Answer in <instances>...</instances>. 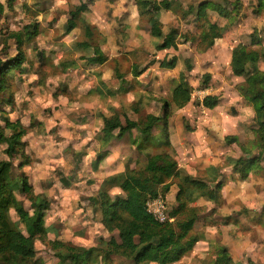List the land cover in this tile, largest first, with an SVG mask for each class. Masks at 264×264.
<instances>
[{
	"label": "rangeland",
	"instance_id": "rangeland-1",
	"mask_svg": "<svg viewBox=\"0 0 264 264\" xmlns=\"http://www.w3.org/2000/svg\"><path fill=\"white\" fill-rule=\"evenodd\" d=\"M84 1L88 5V8L94 3V1H97L100 8L95 9L94 11L90 8L91 10L89 9L88 12H84L80 16V22L77 23L79 30L76 28L68 35H65V19L67 18L68 11L73 10V8L79 6V4ZM84 1L15 0L10 2V0H3V3H0V61L4 62L15 55L14 41L10 38V35L14 32H18L29 23L39 22V34L31 40L29 45L25 44L23 46L26 56V62L23 67L25 68V73H27V79L24 82L26 85L28 84L29 86H27L32 90L35 87L32 85L35 75L36 73H39L41 80H45L46 83L45 86H41V88H43L42 91H40L41 89H38V91L35 92L29 91L22 96V102H26V104L24 106H21L22 103L20 104L17 115L14 117L22 116L24 115V111L27 112L30 110L34 119L40 122V119H36V117L37 115H41L45 118L43 112L44 107L53 108L52 104H54V102L49 99L50 94H52L53 90L54 92H59L57 88L64 89L67 82L66 78L63 80V69L58 68L59 64H56L55 62L59 63L58 60H70L71 56L69 53H67V51H59L57 54L56 51L52 53L49 51H42L43 58L41 59L36 55L39 48H78L76 45L85 40L84 27L93 30V37L90 40V44L93 47L99 46L98 41L100 40V36L96 32V28L90 26V23L86 22V17L84 18L83 16L92 15L93 20L106 18V20H103L104 22H102L105 29L113 31L115 28H119L118 19L120 17H128L130 8L134 5V0ZM168 1H170L169 10L161 11L160 14L154 15L153 20H157L163 24L162 28L164 34H168L167 32L170 30L176 32L177 36L175 42L177 47L175 49L171 48L167 51H158L156 48L161 44L162 40L157 38H154L156 41L155 43H151V45L148 42L144 43L145 45L148 44L149 46H152V48H155L154 55H151V51H140L141 53L138 54L137 58L142 63H155L154 68L149 70V73H146V77H144V80H149L150 83H142L139 90H137L139 93H137L136 89L133 87V94L136 97L130 98L128 94L117 92L118 94L116 95L118 96V100L113 102L114 105L110 108L111 112L113 113V111H116L115 114L121 117L126 114L123 111H126L129 114H126L128 118L138 120V122H145L148 112L156 111L157 114L159 109L161 111V105L164 102H170L169 111L177 112L170 119L171 125L174 129L178 130L180 124L188 130H191L192 127H207L211 124H217L218 122L216 121L220 118L221 120H219L218 127L223 130H230L229 134H239L242 142L244 144L248 143L252 148V156H257L259 152V144L262 142V139L259 136L260 133L258 134L256 130V128L258 129L257 123L253 120L255 113L252 105L246 101L240 93V87L244 83V77H236L232 74L230 62L233 48L243 46L247 50L257 53L259 57L257 62L248 65L249 72H264V11L258 14L256 13L258 0H207V2H209L206 13L207 20L212 24H216L220 30L223 31L222 40H216V44L214 42L213 46H211L207 52H198L195 49L206 48V45L198 38L195 18L193 11L191 10V8H195L197 4L203 0ZM216 6L226 8L225 17L217 15L215 10ZM96 14L99 15L95 16ZM146 19L147 18L144 17L141 19L142 25H145ZM116 25L117 27H115ZM113 34H115V32ZM147 34V29H141L139 35L140 41L145 42L147 40ZM119 36V34H116V41L118 40V42H115L116 45L114 42L109 43L108 37L102 36V48H113V46L122 48L123 45H121V41L119 40L121 37ZM140 48L142 47L140 46ZM174 58L175 64L173 68H167L163 65V62H170ZM123 70H125L124 72H127L128 67L125 66L124 69L121 67L120 72ZM15 73L16 72H13L12 74L15 75L14 77H17ZM71 74L72 73L70 72L68 80ZM205 75H209L207 83H205V77H203ZM180 77L183 78L184 82L188 83L192 88V92L189 103L183 108L177 109L178 104L172 100L171 94L173 89L179 84ZM54 81H56L55 85L53 83ZM206 88L210 89V95L219 98V104L215 111H210L200 106L201 101L196 93ZM121 104H124V106L120 109L119 106ZM78 113L82 115L80 112ZM73 114L74 113L71 114V112H69L66 118L60 119V114L55 112L52 118L55 120L60 119V121L64 120V123H70L72 122L71 117ZM78 119L81 123V121L86 118L79 116ZM121 121L124 123L123 117L121 118ZM91 123L92 122L87 124L89 125L88 128L91 127L89 133H92L94 138L95 135L92 130H95V128L93 125H90ZM0 125H3V123L0 122ZM41 125H43V128L39 129L40 124L38 123V130L36 132L31 131L30 128H26L23 142L26 145L24 154L31 160L29 165H33L36 169L34 175L43 176L50 170L53 171L56 163L54 161L55 158L40 146L44 144L46 140H50L49 136L59 143L61 139H66L69 133H65L62 136L53 135L59 131L61 128L60 126H63V123L60 125L59 122H57V126L56 124L52 125L51 130L48 132L44 128L45 123L43 122ZM161 129L162 126L153 129L152 134L154 137H152L153 139L150 141L151 145L146 146L145 150L139 155L135 168L144 167L147 155L152 156L156 153H162L167 149V146L165 145L157 146V140L162 141L164 139L162 135L159 134ZM233 135H231V137ZM220 136L221 135L219 134V137ZM121 137L119 140L122 139ZM255 146L256 148H253ZM4 150L5 148L2 149L3 152ZM253 152H255V154ZM20 161L21 160L19 159V162L12 167L11 175L13 177L20 173L26 176L24 171H17L21 170L18 168ZM95 163L96 159L91 162L92 166ZM63 165H65L64 162L60 165L62 169ZM55 172L60 175L59 183L61 188L70 186L72 183L78 185L81 180H83L85 184L96 187L95 195L88 197L89 204L92 206L91 200L98 198L99 190L102 186V172L98 173L97 171L95 175H88L86 177V173L83 171L74 178L73 181L68 180V182H64V184L61 181L62 178L65 179V176L62 173L59 174L58 169ZM26 178L27 180L30 179L28 177ZM43 182L44 181L42 180V183ZM48 183L49 186H51V182ZM175 183H178L177 177L171 180V184ZM159 190L161 189L159 188ZM111 191L115 192L114 198L108 192L112 201L117 198H125L124 194L118 187L111 188ZM76 195V192L69 191L65 193V198L72 199ZM80 198L84 199V197ZM164 199L166 204L173 208V205H171L169 201H166V198ZM95 208L97 207L93 208L92 206L91 208L94 224L102 226L100 223V215L98 214L99 212L97 209L95 210ZM8 221L12 224H17L19 227L18 229L23 233L24 229L23 231L21 230L22 223H20V221ZM111 236L112 235L107 238L104 236L93 237L91 243H89L86 237H78L77 239L79 240V247L90 248L98 246L101 238L107 240ZM113 236L117 237V234L114 233ZM3 261L4 260L0 258V264H3ZM112 264L133 263L130 260H125L124 258L117 256L112 258ZM249 264L254 263L253 261H250Z\"/></svg>",
	"mask_w": 264,
	"mask_h": 264
},
{
	"label": "trees",
	"instance_id": "trees-1",
	"mask_svg": "<svg viewBox=\"0 0 264 264\" xmlns=\"http://www.w3.org/2000/svg\"><path fill=\"white\" fill-rule=\"evenodd\" d=\"M15 0H10L13 2ZM84 1V0H79ZM134 5L138 11L140 18H147L145 25L149 24V36L161 39L162 42L157 46L156 50H168L176 48V32L170 30L168 34H164L161 22L154 19V15L161 11H168L170 1L168 0H134ZM209 2L203 0L197 4L195 8H191L197 26L198 38L206 45V48H195L198 52L207 51L213 46L214 42L221 39L223 31L216 24H212L207 20V8ZM89 8L86 3L81 2L79 6L68 11V19L65 23L64 34L68 35L78 27L80 16L84 12H88ZM215 10L218 16H226V8L216 6ZM264 11V0H258L256 13ZM199 30V31H198ZM93 30L84 27L85 40L79 42L78 48H94L93 56L86 59L88 64H103L107 58L100 51L99 46L93 47L90 40L93 37ZM39 34V23H29L18 32L10 35L14 41L15 55L6 61H0V119L3 125H0V144H7L4 152L10 159L8 161H0V197L7 193V198H0V208L5 207L12 199L9 185L18 187L21 193L31 189L28 184L27 175L18 174L13 177L12 160L16 156L21 160L18 168L22 169L29 165L31 160L25 156V143L23 142L26 127L22 125L20 120H11L10 113L15 107L14 85L15 78L25 73L23 67L26 62V56L23 46L29 45L31 40ZM39 58H43V52H37ZM258 54L251 52L243 46L233 48L231 54L230 69L234 76L244 77V83L240 87V93L246 101H248L254 110L253 120L256 121L262 142L259 144V152L257 156H252V148L250 145L238 143L241 151L248 155L247 159L240 157L236 160L234 170L240 172L241 177L247 176L250 170L257 171L260 169V162L264 156V72H249L248 65L258 60ZM175 58L170 62H163L167 68H173ZM64 72V66H62ZM16 72V76L12 73ZM142 72L134 70L133 76L137 77ZM205 77V83L209 80V75ZM192 88L187 82L180 77V82L173 89L171 97L177 102V109L183 108L190 101ZM219 104L216 96L209 95L203 98L201 106L207 110H214ZM170 102H164L161 107V115L147 114L145 122L132 120L125 114L119 117L113 114L110 117H102V148L109 145L111 135L114 131L118 134L129 133L135 131L137 139L133 142L138 152H143L146 146L151 145L153 139V129L162 126L159 134L164 138L162 141L157 140L158 145H170L169 134V118L171 115ZM123 117L124 123L121 121ZM258 136V135H257ZM227 142L237 141L236 138L226 137ZM253 148H256L253 147ZM82 156V154H78ZM146 163L143 168L125 169L123 173L112 175L102 181L98 198L92 199V205L97 207L100 215V223L104 230L113 233L114 228L119 229L117 237L113 234L109 239L101 238L98 246L90 248H80L79 252L74 255L69 253L61 258V264H112L113 257H124L131 250L133 264H173L180 261L186 256L198 242V237L192 234V228L197 216V209L189 207L185 199V186L183 184L202 190L203 186L197 180L185 178L182 185L178 186L176 193V206L169 208V215L174 219L173 222L159 224L156 223L145 209L147 199L162 196L165 198L171 187V180L178 177L177 163L173 157L166 152L156 153L155 155H147ZM15 181V182H13ZM109 189L118 187L124 194L125 198H117L112 201L108 191ZM159 188L161 190H159ZM47 207V203L37 207V215L25 223L23 216L26 215L22 210L17 211L21 214L20 223L24 224V231L28 236L25 238L23 233L18 229L17 224H12L0 215V258L3 264H13L16 260H24L34 255L32 247L33 238L37 232L43 233L41 227L42 221L40 217L43 215V208ZM213 264H234L227 249L218 248L215 253Z\"/></svg>",
	"mask_w": 264,
	"mask_h": 264
},
{
	"label": "crops",
	"instance_id": "crops-1",
	"mask_svg": "<svg viewBox=\"0 0 264 264\" xmlns=\"http://www.w3.org/2000/svg\"><path fill=\"white\" fill-rule=\"evenodd\" d=\"M90 8L94 11L100 7L97 1H94ZM97 15L99 14L95 16ZM128 15V17L118 19L119 28H115L113 31L105 29L102 22L106 18L93 20L92 15L83 16L86 17V22L90 23V26L96 28V32L100 36L99 49L107 58L103 64L87 63L86 59L93 56L94 48H39L37 52L49 51L52 53L56 51L58 54L59 51H67L71 56L70 60L55 62L59 64L58 68L65 67L63 80L66 78L67 82L64 89L57 88L59 92L53 90L50 94L49 99L54 102L53 108L44 107L45 118L41 115L36 117V119H40V122L34 119L30 110L24 111L22 116H14L17 115L20 104L22 103L21 106L26 104V102H22V96L29 91L35 92L38 89L42 91L41 86H45L46 81L41 80L40 74L36 73L32 83L35 87L30 90L29 85L27 84V86L24 82L27 79V73H24L18 81L15 78L13 82L15 107L9 115L11 120H20L24 127L30 128L34 132L38 130V123L40 124L39 129H42L41 123L44 122V128L48 132L52 125L56 124L57 126V122L60 125L64 123V120L60 121V119L66 118L69 112L71 114L80 112L82 114L80 117L86 118L81 123L87 126V132L91 131V127L88 128L87 123L92 122L90 125L95 128L92 130L95 137L89 140L85 147L91 146L95 141L99 151L95 152L96 157L88 161L83 159L86 153L80 152L82 156H78L80 153L70 152L71 141L61 148L60 144L49 136L51 139L46 140L40 146L55 158L56 166L53 171L58 169L59 174H63L64 170L69 172L65 179L62 178L63 184L68 180L73 181L83 171L86 173V177L95 175L97 171L98 173L102 172V182L105 178L123 173L127 168L134 169L138 157L142 153L138 152L133 145L137 139V133L134 130L123 134H118L116 131L110 136L109 145L105 148L101 146L102 117H110L115 114L116 111L112 113L110 108L114 105L113 102L118 100L116 94L123 92L130 98L136 97L133 94L134 88L137 91L142 83H150L149 80H147L148 82L144 80V77L155 65L152 62L142 63L137 59L138 54L142 51H151V55L155 54V48L144 44L148 42L151 45L156 41L149 36V33L145 42L139 39L141 29H147L148 32L150 25L141 24L142 18H140L135 5L130 8ZM67 19L68 15L65 21ZM114 32L115 34H113ZM116 34L120 35L119 40L123 47L112 45L113 48H102V36L108 37L109 43L114 42L115 44L118 42ZM125 66L128 67V71L120 72L121 67L124 69ZM135 69L142 72L137 77L133 76ZM70 72L72 74L68 80ZM53 83L55 85L56 81ZM137 93L139 92L137 91ZM123 106L124 104H121L119 108L121 109ZM55 112L60 114V119L52 118ZM123 112L128 114L126 111ZM160 112L162 113L159 109L157 114L156 111L147 114L160 115ZM171 113L169 118L170 145L163 152L171 155L177 163L178 183L171 185L165 196L166 201H169L173 207L176 206L175 197L178 186L183 184L185 178L197 180L203 186L202 190H198L183 184L188 206L197 209L191 233L198 237V242L186 256L173 264H213L215 253L220 247L227 249L234 264H249L250 261H253L254 264H264V156L260 162L259 172L250 170L245 178L241 177L240 172L234 170L236 160L240 157L245 160L249 156L238 147V143H243L239 134H229L230 130L219 128L220 118L216 121L217 124L207 127H192L191 130H188L180 124L177 130L171 125L170 120L177 112ZM96 129H99V132ZM231 135L237 139L236 142L228 143L226 141L225 138L231 137ZM120 137L121 140H119ZM57 149L59 150L57 151ZM253 153L255 154V152ZM95 159L96 163L92 166L91 162ZM63 162L65 165L62 169L60 165ZM26 175L30 178L29 173ZM168 208L170 207L168 206Z\"/></svg>",
	"mask_w": 264,
	"mask_h": 264
},
{
	"label": "clouds",
	"instance_id": "clouds-1",
	"mask_svg": "<svg viewBox=\"0 0 264 264\" xmlns=\"http://www.w3.org/2000/svg\"><path fill=\"white\" fill-rule=\"evenodd\" d=\"M0 3H3V0H0ZM79 116V113L74 112L71 117L72 122L63 123L59 131L53 135L62 136L69 133L66 139L59 141L60 147L63 148L71 141L70 152L80 153L83 151L86 153L83 159L88 161L95 157V152L99 151V147L95 141L91 146L85 147L88 145V141L93 139V134L87 132V126L79 122ZM96 131L99 132V129H96ZM7 146V144L0 145V161L10 159L2 151ZM61 158L63 159V155ZM18 162L19 157L13 159V167ZM17 171L30 174L28 184L31 185V189L21 193L18 187L9 185L12 199L5 207L0 208V215L12 222L20 221L21 214L17 211L20 209L26 213L23 220L27 223L37 215V207L42 206L44 203H47V207L43 208V215L40 217L41 227L44 231L43 233L37 232L33 238L34 255L24 260H16L13 264H61L62 257L67 256L69 253L74 255L79 252L78 237H86L91 243L93 237L104 236L107 238L113 234L103 230L102 226L94 224L92 206L89 204L88 197L95 195L96 187L85 184L81 180L78 185L72 183L70 186L61 188L60 176L55 171L50 170L43 176L34 175L36 169L33 165H28ZM63 175L68 176L69 172L64 170ZM48 182H51V186ZM69 191L76 192L77 195L72 199H66L65 193ZM105 191H108L113 198L115 197V192H112L107 186ZM80 197H84V199ZM0 198H7V193H4L3 197ZM23 229L24 224H21V230L23 231ZM113 231L115 234L119 233L118 228H114ZM23 235L27 238V231H23ZM133 254L130 250L123 258L131 260Z\"/></svg>",
	"mask_w": 264,
	"mask_h": 264
},
{
	"label": "built area",
	"instance_id": "built-area-1",
	"mask_svg": "<svg viewBox=\"0 0 264 264\" xmlns=\"http://www.w3.org/2000/svg\"><path fill=\"white\" fill-rule=\"evenodd\" d=\"M196 94L200 101H202L204 97L210 95V89L206 88L204 90H200ZM145 209L147 214H149L156 223L164 224L174 221V219L169 215V208L165 199L160 195L155 198L147 199Z\"/></svg>",
	"mask_w": 264,
	"mask_h": 264
}]
</instances>
